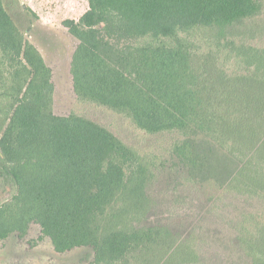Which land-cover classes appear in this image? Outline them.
<instances>
[{
    "label": "trees",
    "instance_id": "16d2710c",
    "mask_svg": "<svg viewBox=\"0 0 264 264\" xmlns=\"http://www.w3.org/2000/svg\"><path fill=\"white\" fill-rule=\"evenodd\" d=\"M88 4L63 23L79 41L71 64L78 100L149 135L180 132L172 151L187 183L264 193V49L227 39L262 14L263 0ZM231 52L250 72L226 73L221 55ZM52 78L0 0V242L36 227L57 253L91 250L90 264L200 263L202 245L147 224L154 159L89 118L56 115ZM257 229L243 227L238 238L250 264H264V226Z\"/></svg>",
    "mask_w": 264,
    "mask_h": 264
},
{
    "label": "rangeland",
    "instance_id": "374dc122",
    "mask_svg": "<svg viewBox=\"0 0 264 264\" xmlns=\"http://www.w3.org/2000/svg\"><path fill=\"white\" fill-rule=\"evenodd\" d=\"M4 4L52 69L54 113L64 117L78 114L89 118L137 148L143 156L154 159L156 178L148 191L155 205L154 214L147 224L169 227L181 237L188 238L194 247L202 245L199 247L202 261L197 264H250L239 248L238 238L243 227L256 236L259 232L257 228L264 226V193L243 197L231 189H221L215 182L201 183L192 179L189 184L186 181L187 170L172 151L173 145L183 139L180 132L149 135L138 130L123 115L78 100L71 64L79 41L63 23L65 20L80 19L88 10V0H4ZM242 26L227 39L237 46L245 43L263 50L264 8L260 16ZM228 55H221L228 75L248 73L249 69L236 53ZM3 197L0 188V199ZM218 215L224 218L223 222L220 217L215 219ZM252 215L254 219L251 220L249 216ZM209 216L210 221L207 220ZM38 237V229L34 227L25 239L13 235L0 242V264H90L93 260L89 249L60 254L55 252L49 239L39 241Z\"/></svg>",
    "mask_w": 264,
    "mask_h": 264
}]
</instances>
